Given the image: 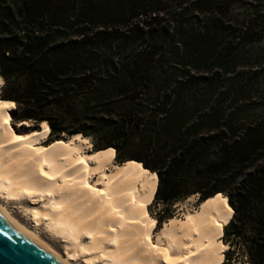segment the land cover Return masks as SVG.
Instances as JSON below:
<instances>
[{"label": "trees", "instance_id": "16d2710c", "mask_svg": "<svg viewBox=\"0 0 264 264\" xmlns=\"http://www.w3.org/2000/svg\"><path fill=\"white\" fill-rule=\"evenodd\" d=\"M263 39L264 0H0V100L147 170L159 228L226 196L224 263L264 264Z\"/></svg>", "mask_w": 264, "mask_h": 264}, {"label": "bare ground", "instance_id": "6f19581e", "mask_svg": "<svg viewBox=\"0 0 264 264\" xmlns=\"http://www.w3.org/2000/svg\"><path fill=\"white\" fill-rule=\"evenodd\" d=\"M11 105L0 100V194L46 198L33 217L67 240L71 249L63 259L77 264L72 257L88 253L104 264H222L230 246L222 240L230 209L226 196L186 205L183 217L156 231L147 211L156 181L147 170L135 162L116 163L112 150L88 152L91 141L80 134L43 147L48 123L19 133L12 128Z\"/></svg>", "mask_w": 264, "mask_h": 264}, {"label": "rangeland", "instance_id": "374dc122", "mask_svg": "<svg viewBox=\"0 0 264 264\" xmlns=\"http://www.w3.org/2000/svg\"><path fill=\"white\" fill-rule=\"evenodd\" d=\"M249 50L250 51L248 52V54L251 56L252 55H258L261 52H263L264 51V39L262 41H259V42H256V43H253L252 45H250ZM4 83H5V81H4ZM4 83L0 84V94H1L2 86L4 85ZM255 92H256V97L259 100L264 101V76L262 77L260 84L258 85V89ZM13 106L11 105V107H13ZM262 106H264V105H262ZM10 110H9V113H10ZM22 124H24V125H22ZM41 126H42V123L35 128L31 127V123H29L27 121L16 123L15 126H13V124H12V128L19 133H26V132H29L32 130H40ZM69 137L70 136H64L62 138L67 139ZM89 139L91 141V145L88 148H86V150L88 152L89 151L90 152L91 151L98 152L97 150H95L94 143H93L94 142L93 137L89 136ZM53 141H55V140H53ZM51 142L52 141L50 140V138L48 136L46 138L45 142L42 144V146L45 147L47 144H49ZM114 154H115V152H114ZM114 159H115V162L118 163L116 160V157ZM0 200L2 202H4L5 205H7L9 210L12 212V214L16 218H18L21 222H23L28 227L35 229L36 231L38 230L37 232H39L40 236L45 241L50 243L61 254H63L64 256H67V250H69L68 248L71 249V246L68 245L67 240L63 236L55 234L52 231L51 227L48 224H46V222L36 223V221L33 217V212H32L33 208L34 207H40L41 205L43 206V204H45V202H46L45 197L41 198V197L33 196V197L16 198V197H8L6 195L0 194ZM198 201H199V196L195 195L194 198L192 197L189 199V197H188L187 199H185L183 201H179V203L174 204L168 213L169 215H172V217L165 219L162 222L160 228L158 227V217H160L163 214V210H166L167 206L162 204V203H159L156 206L155 201L152 199V203L147 207V211H148L150 218H153L155 220V230L158 231L164 226V224L166 222H169L172 219L183 217V211H184L183 208L186 205H189L191 207H199L201 202L199 203ZM155 239H153V241ZM88 241H90V238H89V236L87 237V235H85L83 242L86 244V242L88 243ZM225 251L221 255L222 256V264H225L224 263L225 262L224 258L226 257ZM77 256L72 257V259H74L73 261H75L77 264H104L100 260L98 261V259L96 260L93 256H90V254H88V253H84V255H83V253H79V254H77ZM231 264H243V263L241 262V260H233Z\"/></svg>", "mask_w": 264, "mask_h": 264}, {"label": "water", "instance_id": "95a60500", "mask_svg": "<svg viewBox=\"0 0 264 264\" xmlns=\"http://www.w3.org/2000/svg\"><path fill=\"white\" fill-rule=\"evenodd\" d=\"M0 264H71L0 205Z\"/></svg>", "mask_w": 264, "mask_h": 264}]
</instances>
